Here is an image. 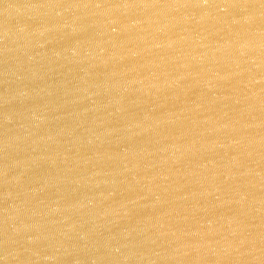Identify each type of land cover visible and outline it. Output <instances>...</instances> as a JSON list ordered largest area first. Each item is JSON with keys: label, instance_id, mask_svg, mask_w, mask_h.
I'll list each match as a JSON object with an SVG mask.
<instances>
[{"label": "water", "instance_id": "obj_1", "mask_svg": "<svg viewBox=\"0 0 264 264\" xmlns=\"http://www.w3.org/2000/svg\"><path fill=\"white\" fill-rule=\"evenodd\" d=\"M0 264H264V0H0Z\"/></svg>", "mask_w": 264, "mask_h": 264}]
</instances>
